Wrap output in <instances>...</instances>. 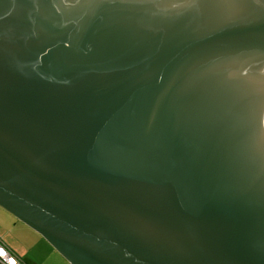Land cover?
I'll return each mask as SVG.
<instances>
[{
  "label": "water",
  "instance_id": "1",
  "mask_svg": "<svg viewBox=\"0 0 264 264\" xmlns=\"http://www.w3.org/2000/svg\"><path fill=\"white\" fill-rule=\"evenodd\" d=\"M0 207L69 264H264V0H0Z\"/></svg>",
  "mask_w": 264,
  "mask_h": 264
},
{
  "label": "crops",
  "instance_id": "2",
  "mask_svg": "<svg viewBox=\"0 0 264 264\" xmlns=\"http://www.w3.org/2000/svg\"><path fill=\"white\" fill-rule=\"evenodd\" d=\"M0 208H1L0 210H2L1 213L7 212L2 207H0ZM16 220H18V219H16ZM16 220H15L13 228L8 227V225H7V229H9L8 233L13 232L14 229H16L15 226H18V224H21L19 228L20 229L25 228L26 233L29 234L28 237L31 238L32 242L35 243V245L36 244H40V245L47 244V245H43V246H48V247H45L48 250L47 252L50 253L52 256H54V258L56 260H59L57 262H63V264H69L40 234H38L36 231H34L30 227H28L26 224H24L20 220H18V221H16ZM21 226H25V227H21ZM5 230H6V227H5ZM5 230L3 232V228L0 225V234L2 236H4L3 233H6L5 235H7V237H8V234H7V232H5ZM0 239L6 245V247H8L25 264H42L43 263L40 259H37L35 256L31 255L29 253V250H26L27 248H30V247H25V245L22 244L20 241H14V239L11 238V240H13L12 242H5V240L1 236H0Z\"/></svg>",
  "mask_w": 264,
  "mask_h": 264
},
{
  "label": "rangeland",
  "instance_id": "3",
  "mask_svg": "<svg viewBox=\"0 0 264 264\" xmlns=\"http://www.w3.org/2000/svg\"><path fill=\"white\" fill-rule=\"evenodd\" d=\"M1 212L2 210H0V225L3 228V232L6 227L5 232H7L8 237L7 235H5L6 233H3L4 236H2L1 234L0 236L5 240V242H12L13 240H11V238L14 239V241H20L22 244L25 245V247H30V248H27L26 250H29V253L31 255L35 256L37 259H40L43 262L42 264H63V262H57L59 260H56L54 256H52L50 253L47 252L48 250L45 247H48V246H43L47 244H43V245L36 244L35 245V243L32 242L31 238L28 237L29 234L26 233L25 228L24 229L19 228L21 224H18V226H15L16 229H14L13 232L8 233L9 229H7V225L8 227L13 228L15 220L17 218L9 214V212H3V213ZM21 227H25V226H21Z\"/></svg>",
  "mask_w": 264,
  "mask_h": 264
},
{
  "label": "built area",
  "instance_id": "4",
  "mask_svg": "<svg viewBox=\"0 0 264 264\" xmlns=\"http://www.w3.org/2000/svg\"><path fill=\"white\" fill-rule=\"evenodd\" d=\"M0 264H25L0 239Z\"/></svg>",
  "mask_w": 264,
  "mask_h": 264
}]
</instances>
